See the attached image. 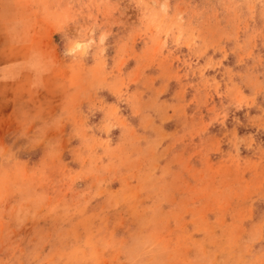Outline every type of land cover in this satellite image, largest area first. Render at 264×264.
Returning <instances> with one entry per match:
<instances>
[{"label": "rangeland", "instance_id": "rangeland-1", "mask_svg": "<svg viewBox=\"0 0 264 264\" xmlns=\"http://www.w3.org/2000/svg\"><path fill=\"white\" fill-rule=\"evenodd\" d=\"M29 1L60 75L1 138L0 264H264V0Z\"/></svg>", "mask_w": 264, "mask_h": 264}, {"label": "crops", "instance_id": "crops-1", "mask_svg": "<svg viewBox=\"0 0 264 264\" xmlns=\"http://www.w3.org/2000/svg\"><path fill=\"white\" fill-rule=\"evenodd\" d=\"M31 3L0 0V146L3 134L27 115L31 95L49 90L60 75L53 35L39 34Z\"/></svg>", "mask_w": 264, "mask_h": 264}]
</instances>
